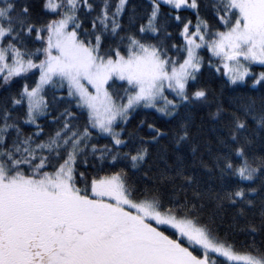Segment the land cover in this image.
Here are the masks:
<instances>
[{
	"label": "snow or ice",
	"instance_id": "6c2138e0",
	"mask_svg": "<svg viewBox=\"0 0 264 264\" xmlns=\"http://www.w3.org/2000/svg\"><path fill=\"white\" fill-rule=\"evenodd\" d=\"M162 6L182 44L166 42ZM210 7L214 25L200 0H148L145 19L133 9L125 28L129 0H41L39 19L31 0H0V88L23 81L0 100V264H264V244L255 243L264 232V156L247 151L249 122L264 131V103L209 113L227 130L220 143L228 151L207 169L234 181L221 191H202L167 160L153 177L150 148L168 132L146 121L127 131L140 109L172 120L182 108L213 103L200 82L206 64L225 87L264 92V70H254L264 68V0ZM57 102L64 107L53 115ZM102 136L110 143L99 145ZM173 136L177 148L190 142L187 119ZM89 155L99 162L91 173ZM130 170L143 173V186ZM206 197L241 218L259 197V225L240 228L252 243L237 248L221 236L215 216L204 217Z\"/></svg>",
	"mask_w": 264,
	"mask_h": 264
},
{
	"label": "trees",
	"instance_id": "16d2710c",
	"mask_svg": "<svg viewBox=\"0 0 264 264\" xmlns=\"http://www.w3.org/2000/svg\"><path fill=\"white\" fill-rule=\"evenodd\" d=\"M41 0H31L34 8L35 18L39 19ZM99 3V0H97ZM201 16L209 19L210 23H213L212 9L210 7L211 0H200ZM148 8V0H129V8L127 14L123 18L125 28L128 27V16L133 14L135 10L136 19L138 21L145 19L146 11ZM160 24L166 26L168 31L172 33V36L166 40L167 43L171 44L175 42L182 44V38L179 36V30L176 28L175 22L167 19L168 8L162 6L161 8ZM184 15L196 22V16L194 11L187 10ZM84 27H90V20L84 19ZM135 31V28H133ZM163 38V32H161ZM153 42H156L155 40ZM205 60L210 57V53L202 50ZM254 70L258 73L264 70L260 66H254ZM210 71L207 64L202 69V75L200 77L201 85L207 87L212 96L213 103L205 106H192L187 109L182 108L180 117L168 120L166 117L161 116L154 110L140 109L133 113L129 124L127 125V131H135L141 121L148 123H155L157 127H161L163 130L168 132V135L162 137L158 144L153 145L150 148L151 158L149 163L151 164V175L154 177L158 172L159 168L164 167V161L167 160L169 164L180 163L184 166L188 173L194 175L197 184L200 189L204 192L209 190L221 191L224 188H230L234 181L230 178L225 177L223 180L220 178L218 171L209 172L207 169L214 166L215 157L218 154L227 152L220 140L227 138V130L225 127V120L213 119L209 113H214L217 110V106H222L227 111H234L241 109L248 103L255 102L257 107H260L264 103V92H261L259 88L253 89L251 85L247 87L240 86L239 88L228 85L224 86V80ZM32 83V81H28ZM23 85V81L14 82L8 91L4 88H0V100L8 96L11 93L18 91ZM61 93H57L60 95ZM49 101L52 103V93H49ZM63 103L57 102L54 105L53 115H58V111L63 110ZM55 109H58L55 110ZM50 119V118H49ZM179 119H187L189 121V129L191 133V140L188 143L182 144L179 148L174 143L173 132L178 128ZM43 122V119H42ZM247 135L252 140V144L247 146V151L256 156H264V131L256 128L255 124L251 121ZM45 129L51 131V125L45 123ZM31 128L26 126V131H30ZM142 133H147V128L144 127L139 129ZM110 143L109 138L100 137L98 144L104 145ZM229 143H233L229 141ZM196 147V152H192V147ZM180 157V161H177V157ZM89 164L87 165V171L91 173L93 170V163H99L94 157L89 155ZM201 161L207 165L204 167ZM82 171L85 170L84 165H80ZM130 180L137 186H143L145 178L143 173L140 171H129ZM256 186H259L260 181L255 182ZM167 191V190H166ZM189 195H191L189 193ZM256 200V206L254 208L246 209V218L238 216V211L235 207L225 204L223 209H218L213 200L205 198V208L203 209L205 219L210 216H215L216 227L221 236L227 235L230 240L235 242L237 248H241L245 243H252L253 237L246 232L240 231L246 223H255L259 225L261 216L260 198L254 197ZM255 243L257 246L264 244V232H258L255 234Z\"/></svg>",
	"mask_w": 264,
	"mask_h": 264
},
{
	"label": "rangeland",
	"instance_id": "374dc122",
	"mask_svg": "<svg viewBox=\"0 0 264 264\" xmlns=\"http://www.w3.org/2000/svg\"><path fill=\"white\" fill-rule=\"evenodd\" d=\"M193 11V10H192ZM150 110V109H149Z\"/></svg>",
	"mask_w": 264,
	"mask_h": 264
}]
</instances>
